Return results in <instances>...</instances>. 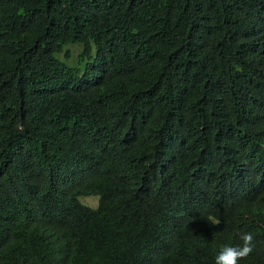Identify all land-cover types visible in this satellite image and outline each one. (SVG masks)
<instances>
[{
  "label": "trees",
  "instance_id": "16d2710c",
  "mask_svg": "<svg viewBox=\"0 0 264 264\" xmlns=\"http://www.w3.org/2000/svg\"><path fill=\"white\" fill-rule=\"evenodd\" d=\"M242 231L264 264V0H0V264H214Z\"/></svg>",
  "mask_w": 264,
  "mask_h": 264
},
{
  "label": "clouds",
  "instance_id": "9594fccd",
  "mask_svg": "<svg viewBox=\"0 0 264 264\" xmlns=\"http://www.w3.org/2000/svg\"><path fill=\"white\" fill-rule=\"evenodd\" d=\"M213 224H219V220H213ZM241 243L236 246H223L215 256L214 264H240L255 250L254 236L251 232H240Z\"/></svg>",
  "mask_w": 264,
  "mask_h": 264
},
{
  "label": "rangeland",
  "instance_id": "374dc122",
  "mask_svg": "<svg viewBox=\"0 0 264 264\" xmlns=\"http://www.w3.org/2000/svg\"><path fill=\"white\" fill-rule=\"evenodd\" d=\"M69 58L68 59H65L64 56H59L61 59H64L65 61H67V63L71 64V65H75L77 66V61H76V57H77V51L74 49V48H71L70 51H69ZM83 199L85 198H82V203L85 204L83 202ZM88 204L90 205H93V204H96V200H93V199H90L88 200Z\"/></svg>",
  "mask_w": 264,
  "mask_h": 264
}]
</instances>
